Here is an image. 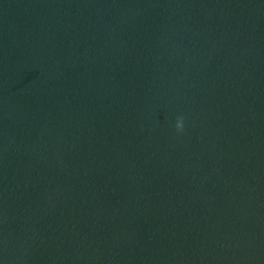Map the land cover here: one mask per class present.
I'll return each instance as SVG.
<instances>
[{
    "label": "water",
    "instance_id": "water-1",
    "mask_svg": "<svg viewBox=\"0 0 264 264\" xmlns=\"http://www.w3.org/2000/svg\"><path fill=\"white\" fill-rule=\"evenodd\" d=\"M0 264H264V0H0Z\"/></svg>",
    "mask_w": 264,
    "mask_h": 264
},
{
    "label": "clouds",
    "instance_id": "clouds-1",
    "mask_svg": "<svg viewBox=\"0 0 264 264\" xmlns=\"http://www.w3.org/2000/svg\"><path fill=\"white\" fill-rule=\"evenodd\" d=\"M175 128L178 132H183L185 129V118L182 117L176 124Z\"/></svg>",
    "mask_w": 264,
    "mask_h": 264
}]
</instances>
